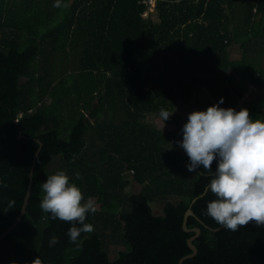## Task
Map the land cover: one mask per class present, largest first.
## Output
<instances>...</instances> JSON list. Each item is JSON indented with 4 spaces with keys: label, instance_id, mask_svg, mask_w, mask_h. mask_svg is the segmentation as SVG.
I'll use <instances>...</instances> for the list:
<instances>
[{
    "label": "trees",
    "instance_id": "1",
    "mask_svg": "<svg viewBox=\"0 0 264 264\" xmlns=\"http://www.w3.org/2000/svg\"><path fill=\"white\" fill-rule=\"evenodd\" d=\"M55 2L0 0V235L20 214L36 159L0 264H179L193 253L189 208L188 228L201 233L184 264H264V225L233 232L205 214L211 176L187 171L177 143L186 121L174 113L198 88L209 106L223 97L237 108L250 85L264 87V0H156V19L144 15L148 0ZM233 46L240 57H229ZM243 106L264 120V92ZM162 108L175 129L147 120ZM59 170L100 205L76 244L70 224L39 206L41 183ZM134 182L142 189L127 195ZM52 235L60 242L49 247Z\"/></svg>",
    "mask_w": 264,
    "mask_h": 264
},
{
    "label": "clouds",
    "instance_id": "2",
    "mask_svg": "<svg viewBox=\"0 0 264 264\" xmlns=\"http://www.w3.org/2000/svg\"><path fill=\"white\" fill-rule=\"evenodd\" d=\"M54 6L60 7V0ZM223 103L221 97L204 110L191 111L177 143L188 157V172L204 169L211 176L205 191L216 198L207 203L205 214L222 228L236 232L249 222L264 225V120L253 119L247 108H225L220 106ZM172 114L162 108L159 118L165 124ZM41 189V210L52 220L70 224L66 234L71 243H78L82 233L94 230L86 219L95 213V202L85 200L64 170L47 176ZM13 203L9 200L10 208ZM59 242V237L52 235L48 244L53 247ZM32 264L42 261L38 257Z\"/></svg>",
    "mask_w": 264,
    "mask_h": 264
},
{
    "label": "rangeland",
    "instance_id": "3",
    "mask_svg": "<svg viewBox=\"0 0 264 264\" xmlns=\"http://www.w3.org/2000/svg\"><path fill=\"white\" fill-rule=\"evenodd\" d=\"M150 6H151V8H148L146 14H144V15L147 17L151 13L152 18L156 19V17H157V12L155 9L156 2L154 0L151 1ZM240 55H241L240 48H238V46H233L232 49L230 50L229 57L238 58V57H240ZM259 92H264V87L261 90L260 89L258 90V88H256L255 86L250 85L247 95L239 101L238 107L235 109L237 110L238 108H240V109L244 108V106H243L244 101L247 99V97H250L251 95H254L255 93L257 94ZM209 100H211L210 92L205 88H198L196 90L195 95L190 100H188V101L178 100L177 101L175 109H174V113L180 114L182 116L183 120L186 121L187 116L191 111L206 109L209 106L208 105ZM221 107H223V106H221ZM147 120L153 122L158 128L163 129V130H171V129L176 128V126L173 123L165 122V124H164V122L162 120L155 119L153 115L148 116ZM141 189H142V185H139V184L134 182L126 189V194L129 195L133 192L134 193L139 192ZM91 199H93V201L95 202V207L99 208L100 205H99L98 201L95 198H91ZM174 199L177 200V198H173V200ZM166 201L167 200H164L162 198L160 201L157 199L152 203L154 214H162L163 213V206H164V203ZM111 244H113L112 249H114V250L116 248L121 247L120 245L114 244L112 242H111ZM115 254L116 253L111 251V258H114Z\"/></svg>",
    "mask_w": 264,
    "mask_h": 264
},
{
    "label": "water",
    "instance_id": "4",
    "mask_svg": "<svg viewBox=\"0 0 264 264\" xmlns=\"http://www.w3.org/2000/svg\"><path fill=\"white\" fill-rule=\"evenodd\" d=\"M35 163H36V159L34 160L33 162V167H32V170L30 172V180H29V184H28V189H27V192H26V196H25V200H24V203H23V206H22V209L20 211V214L18 215V217L15 219L14 223L7 229L5 230L1 235H0V241L6 237L13 229H15V227L18 225V223L20 222L21 218L23 217L24 213L26 212V208H27V205H28V202H29V198H30V195H31V191H32V184H33V173H34V167H35ZM194 214V211L189 208L186 212V215H185V220H184V228L185 230L187 231H192L195 233L194 236H192L189 241H188V244L190 246V248L192 249L193 253L183 257L181 260H180V263L179 264H184V260L186 258H189V257H193L197 254L198 252V248L197 246L194 244V241L196 240V238L199 236V234L201 233V229L200 228H194V229H189L188 228V225H187V220H188V217L190 215Z\"/></svg>",
    "mask_w": 264,
    "mask_h": 264
},
{
    "label": "built area",
    "instance_id": "5",
    "mask_svg": "<svg viewBox=\"0 0 264 264\" xmlns=\"http://www.w3.org/2000/svg\"><path fill=\"white\" fill-rule=\"evenodd\" d=\"M149 1V3H150V5H151V1H153V0H148ZM155 2H156V0H154ZM150 8H151V6H150Z\"/></svg>",
    "mask_w": 264,
    "mask_h": 264
},
{
    "label": "crops",
    "instance_id": "6",
    "mask_svg": "<svg viewBox=\"0 0 264 264\" xmlns=\"http://www.w3.org/2000/svg\"><path fill=\"white\" fill-rule=\"evenodd\" d=\"M255 94H256V93H255ZM255 94H254V95H255ZM209 101H210V100H209ZM209 101H208V103H209ZM206 104H207V103H206ZM206 104H205V105H206Z\"/></svg>",
    "mask_w": 264,
    "mask_h": 264
}]
</instances>
